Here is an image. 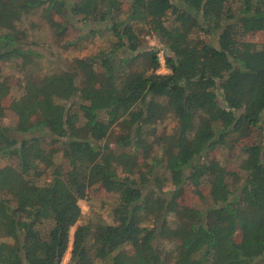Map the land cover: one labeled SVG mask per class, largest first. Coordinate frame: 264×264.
Masks as SVG:
<instances>
[{"label": "trees", "instance_id": "obj_1", "mask_svg": "<svg viewBox=\"0 0 264 264\" xmlns=\"http://www.w3.org/2000/svg\"><path fill=\"white\" fill-rule=\"evenodd\" d=\"M36 9L57 44L61 17L107 32L108 47L37 74L42 55L21 25ZM261 32L264 0H0V264H62L80 201L101 187L117 197L113 221L78 225L68 264L264 262ZM10 62L20 82L5 76ZM17 83L6 126L3 98ZM171 115L174 129L159 132ZM189 184L192 205L179 200Z\"/></svg>", "mask_w": 264, "mask_h": 264}, {"label": "rangeland", "instance_id": "obj_2", "mask_svg": "<svg viewBox=\"0 0 264 264\" xmlns=\"http://www.w3.org/2000/svg\"><path fill=\"white\" fill-rule=\"evenodd\" d=\"M40 12L41 9L34 10L32 13L28 14L21 23V25L28 31L30 40L34 41V44L30 46H32V48L42 55L33 60V62L30 64L37 74L45 75L52 72L57 75L63 70L72 69L77 58L96 55L101 50H105L108 47L107 32H102L91 36L88 35V31L90 29L88 24L84 25L83 23L76 22L73 25L70 22H65L64 18L61 17H59V19L62 20L63 23H66V34L65 39L57 44L54 38L53 29L50 27V24L40 16ZM137 27L142 31L143 43L147 46L156 47L159 52L158 55L160 57L161 67L158 69V72H169L165 62V51L162 49L159 39L153 34L146 33V30L142 27V25L139 24ZM202 37L205 36L202 35ZM255 40L260 41V43L264 45V32L259 33ZM9 64L11 65H7V68L5 69V76L9 79L12 78V80L15 79L18 82L19 80L16 78L19 76L17 75H21L22 73L19 68V64L15 62H10ZM14 83H16V81H14ZM10 85L12 84L10 83ZM17 85L13 89H11V87L8 88V92L5 93L3 98L4 116L2 117L1 121L6 126H14L17 122V116L11 108L13 99L21 94L20 85L18 83ZM174 127L175 119L171 115L159 122L158 131H171L174 129ZM18 135L20 136L22 134ZM29 135L31 134H24V136ZM256 136L257 134H255L254 137L250 139H246L245 143L248 144L253 142ZM51 147L57 149L59 155V165H64V159H60L62 158L60 149H64V144L62 142H56L53 140ZM140 164H142V160H140ZM235 167L236 166L233 165L231 169H235ZM130 170L131 167L128 166L124 171L120 172V175H125ZM164 187L166 191L165 193L169 195L174 186L169 183ZM150 191L151 189L148 188L146 193ZM89 195L90 196L88 197V200L80 201L83 209V215L77 224L71 228L70 243L62 260V264H68L71 259L74 232L78 225L84 223L88 219L97 220L98 218H103L109 222L113 221L112 212L117 197L105 190L104 187L99 188L98 192H96L94 188L93 190L91 189ZM179 200H182L185 204L192 205L200 200V195L196 191V188L189 184L184 194L180 196ZM170 218L172 220L175 217L172 215ZM48 227L49 224H47L44 229H48ZM166 258L167 260H170V256L167 255ZM259 264H264V262Z\"/></svg>", "mask_w": 264, "mask_h": 264}]
</instances>
